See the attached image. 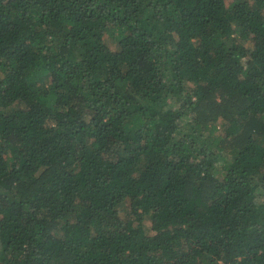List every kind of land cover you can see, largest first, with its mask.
<instances>
[{"label":"trees","instance_id":"1","mask_svg":"<svg viewBox=\"0 0 264 264\" xmlns=\"http://www.w3.org/2000/svg\"><path fill=\"white\" fill-rule=\"evenodd\" d=\"M0 264H264V0H0Z\"/></svg>","mask_w":264,"mask_h":264}]
</instances>
